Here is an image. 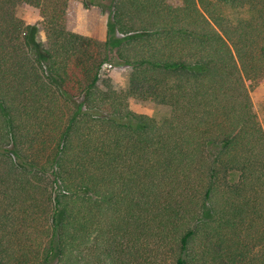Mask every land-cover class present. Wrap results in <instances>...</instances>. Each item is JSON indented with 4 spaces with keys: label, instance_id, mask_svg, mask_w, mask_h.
<instances>
[{
    "label": "trees",
    "instance_id": "trees-1",
    "mask_svg": "<svg viewBox=\"0 0 264 264\" xmlns=\"http://www.w3.org/2000/svg\"><path fill=\"white\" fill-rule=\"evenodd\" d=\"M79 4L119 38L69 31ZM262 79L264 0H0V264H264Z\"/></svg>",
    "mask_w": 264,
    "mask_h": 264
},
{
    "label": "rangeland",
    "instance_id": "rangeland-1",
    "mask_svg": "<svg viewBox=\"0 0 264 264\" xmlns=\"http://www.w3.org/2000/svg\"><path fill=\"white\" fill-rule=\"evenodd\" d=\"M227 15L230 16L233 22L237 17L243 16L242 13L235 10H228ZM14 16L18 20L24 22L25 25L30 26V43L40 51L45 48L46 40L42 29V19L38 9L27 4H21L15 8ZM110 18L111 15L108 7L85 9L79 4L73 8L72 14L68 19L67 28L73 33L98 41H105L108 36L119 38L114 31ZM129 75L130 67H117L112 64L104 65L99 71L98 86L102 88L104 84H110L116 91H125L128 85ZM249 96L252 110L264 131V79L250 91ZM128 107L131 112L145 115L159 123L170 114V110L167 106L150 101L130 100ZM230 179L232 182L236 181L237 174H231ZM208 216L209 211L206 209L205 217ZM52 264H55V259Z\"/></svg>",
    "mask_w": 264,
    "mask_h": 264
}]
</instances>
